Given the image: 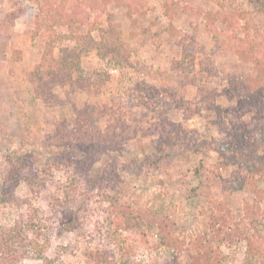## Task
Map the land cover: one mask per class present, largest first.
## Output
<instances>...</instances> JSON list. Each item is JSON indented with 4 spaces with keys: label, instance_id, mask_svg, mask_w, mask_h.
I'll use <instances>...</instances> for the list:
<instances>
[{
    "label": "rangeland",
    "instance_id": "1",
    "mask_svg": "<svg viewBox=\"0 0 264 264\" xmlns=\"http://www.w3.org/2000/svg\"><path fill=\"white\" fill-rule=\"evenodd\" d=\"M259 2L0 0L2 15L13 19L0 36V192L14 161L23 159L20 166L25 175L8 186L11 194L5 195L6 200L0 193V224H12L28 204L40 207L55 223L48 254L56 256L60 247H66L68 253L62 258L66 264H95L85 251L106 246L120 256L117 246L98 239L95 232V223H103L108 215H116L120 230L130 238L129 260L134 264H215L217 255L220 264H246L250 245L237 223L254 201V193L250 187L232 188L229 177L239 166L223 160L215 147L225 134L230 141L240 136L264 138V17ZM54 11L60 18H50ZM112 24L132 51L128 66L111 67L110 80L98 93L67 84L54 89L58 98L52 104L36 97L29 72L40 62L51 37L57 40L54 51L58 53L63 35L85 34L95 25ZM210 27L230 40L231 48L218 46ZM73 44L67 37L61 42ZM183 45L203 58L202 66L196 64V83L173 67ZM255 51L262 63L250 58ZM102 64L94 52L83 55L88 72ZM238 83L261 86L247 101L237 103L231 90ZM85 103L101 108L102 133L93 141L100 147L93 158H85V150L76 153L74 164L88 178L107 174L106 183L88 195L87 180L79 176L84 192L63 209L58 204L53 207L72 172L54 170L53 180L43 189L28 175L39 170L42 179L40 170L54 156L51 151L65 153L56 140L57 126L64 120L72 124L76 108ZM177 125L180 135L187 133L195 144L208 140L207 147L201 148L205 153L198 156L190 151L172 166L159 169L152 162L168 151L167 133ZM200 159L203 169L196 175ZM254 180L264 188L259 176ZM87 200L91 217L79 235L65 220L80 224L81 206ZM169 209L171 224L162 218ZM261 209L264 212V200ZM257 230V242L264 246V218ZM92 234L98 238L93 240ZM23 264L44 262L27 258Z\"/></svg>",
    "mask_w": 264,
    "mask_h": 264
},
{
    "label": "trees",
    "instance_id": "2",
    "mask_svg": "<svg viewBox=\"0 0 264 264\" xmlns=\"http://www.w3.org/2000/svg\"><path fill=\"white\" fill-rule=\"evenodd\" d=\"M259 13L264 17V0L259 2ZM0 11V36L3 34L5 24L13 23V19H8V15H2ZM50 18L57 17L58 11H54ZM4 16L7 17L6 21ZM60 18V15H58ZM8 19V21H7ZM56 22L55 20L52 23ZM97 30L98 35L95 36L94 31ZM210 31L213 34L215 43L221 48H231L230 40H227L224 36L216 31V27H210ZM66 37L72 39L74 44L72 46L61 45V42ZM2 37H0L1 39ZM59 51L56 53L54 50L57 47V40L51 37L46 43L45 52L42 55L40 62H38L34 68L29 72L30 77L34 82V93L36 97L41 98L48 104H52L58 98L54 89L57 86H66L67 84L74 86H82L84 88H91L96 93L100 92L101 87L104 86L110 80V68H125L130 64L131 49L129 45L124 41L121 31L117 29L113 24L108 27L101 25H95L91 27L85 34L76 35H63L59 39ZM224 42V43H223ZM223 43V44H222ZM3 44V43H2ZM1 45V41H0ZM4 56L6 53L1 51ZM94 52L103 64L88 72L83 65V55ZM250 58L257 63H262L258 57V51L250 53ZM202 57L198 56L194 50L183 45L181 57L174 61L173 67L180 72V75L185 78H189L194 83L198 82V75L195 72L196 64L203 65ZM198 62V63H197ZM205 84V82H202ZM79 84V85H78ZM261 85H248L246 83H238L232 85V92L235 101L243 103L247 101L252 94ZM242 100V101H241ZM102 115L101 108H97L95 104L89 105L85 103L81 108H76L74 120L71 123L64 120L57 126V134H55L56 140L59 141V147H63L65 153L63 155H57L53 150L54 155L52 159H48L43 162L40 172L43 173V178L39 177L38 171H31L28 176L29 180L33 183L37 181V185L43 189L47 181L53 180V171L57 169L70 170L72 175L68 186L64 187L63 194L57 197L55 203H52L53 207L57 204L58 207L63 209V205L69 204L72 200L79 196V193H83L80 189V179L87 180L86 194L90 195L96 188H103V184L106 183V176L104 173L98 178L86 176L84 173H80L78 165L74 164V160L77 158L76 153L84 152L85 158H91L95 156L96 150L100 146L97 139L101 135L102 131L99 127V119ZM113 122L107 120V125L111 126ZM108 127V126H107ZM179 125L175 126L167 135L170 137L169 148L166 153L161 154L159 159L152 162V165L162 169L172 166L176 159L188 154L190 151L195 152L198 156L205 153L202 150V146L205 148L208 145V140L203 139L201 142L193 143L192 138L187 133L180 135ZM107 130V129H106ZM176 132V133H173ZM173 134L175 136L172 139ZM166 135V136H167ZM264 135V134H262ZM233 138V137H232ZM236 138V137H235ZM68 139V140H66ZM194 139V138H193ZM219 142L216 145L218 154L226 161L232 162L231 164H238L239 170L229 177L232 188L245 189L250 187L254 193V201L248 204L245 208V214L242 219L237 223V228L244 229V238L250 245V256L246 264H264V246L257 242V228L259 224H262L264 218V212L261 209V204L264 200V188L258 186L255 177L259 176L260 180L264 182V138L258 140H249L245 136H240L238 140L230 141L228 134L218 137ZM95 141V142H93ZM178 141L180 144L178 146ZM194 144V145H193ZM88 155V156H87ZM92 157V158H93ZM201 158V157H200ZM23 159L14 161L12 166V173L5 181V187L1 190V199H5V195H10L8 186L14 182L13 180L22 178V167L20 166ZM92 161V160H91ZM79 162V160H78ZM199 165L195 169L196 175H200L203 169L204 160H199ZM228 162V161H227ZM80 163V162H79ZM140 171V170H139ZM112 172L109 173L108 179H112ZM15 176V177H12ZM79 176H82L79 178ZM235 182V183H233ZM59 194H61V188L59 187ZM87 198V197H86ZM111 199V197H106ZM6 200V199H5ZM13 201V199H7ZM3 202H5L3 200ZM25 203V200H22ZM28 208L25 213L21 214L10 225L0 224V264H23V261L27 258L41 259L44 264H66L63 261L64 253H68L66 247H60L61 252L58 250L56 256H50L48 254L49 249L52 247V236L55 230V223L53 217L48 216L40 207L28 204ZM119 209L123 205H118ZM82 216L81 223H73L72 219H66L69 226H72V230L77 231L79 235H83V228L88 224V218L91 217V210L88 200L81 206ZM121 212V211H120ZM66 217L68 213L64 211ZM80 214H78L79 216ZM114 218V219H113ZM163 220L165 223H172L174 221L171 218V210L169 209L163 214ZM116 221V215L111 217L108 215L105 217L103 223L96 222L94 225L95 232L94 239H100L110 244L111 246H117L119 249V257L117 252L109 246V248L103 247L92 251H85V255L90 258L95 264H134L130 258L129 245L131 244L130 238L120 230V225ZM255 230L256 232H249ZM104 233V234H103ZM219 255L214 256L213 260L215 264H220L221 260H218Z\"/></svg>",
    "mask_w": 264,
    "mask_h": 264
}]
</instances>
